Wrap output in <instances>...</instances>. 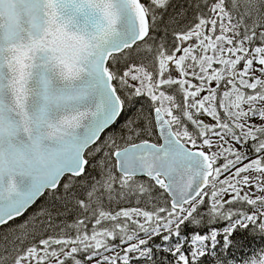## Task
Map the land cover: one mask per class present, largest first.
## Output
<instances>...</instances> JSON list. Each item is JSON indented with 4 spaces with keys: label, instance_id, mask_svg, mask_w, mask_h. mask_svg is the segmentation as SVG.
I'll return each instance as SVG.
<instances>
[{
    "label": "snow or ice",
    "instance_id": "snow-or-ice-1",
    "mask_svg": "<svg viewBox=\"0 0 264 264\" xmlns=\"http://www.w3.org/2000/svg\"><path fill=\"white\" fill-rule=\"evenodd\" d=\"M245 234L264 0H0V264H264Z\"/></svg>",
    "mask_w": 264,
    "mask_h": 264
},
{
    "label": "trees",
    "instance_id": "trees-1",
    "mask_svg": "<svg viewBox=\"0 0 264 264\" xmlns=\"http://www.w3.org/2000/svg\"><path fill=\"white\" fill-rule=\"evenodd\" d=\"M245 242L248 244L249 248H259L264 246V243H262L260 237H256L255 239H252L250 237H247L245 234ZM245 252H247V249H244Z\"/></svg>",
    "mask_w": 264,
    "mask_h": 264
}]
</instances>
